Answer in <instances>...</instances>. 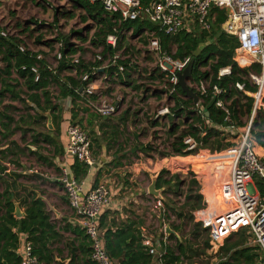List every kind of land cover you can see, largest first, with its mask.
Here are the masks:
<instances>
[{
  "label": "trees",
  "instance_id": "1",
  "mask_svg": "<svg viewBox=\"0 0 264 264\" xmlns=\"http://www.w3.org/2000/svg\"><path fill=\"white\" fill-rule=\"evenodd\" d=\"M68 1L71 3V9L61 14H55L53 26L32 20L21 21L16 18V13L13 11L8 14L16 33L3 37L1 33L4 32V29L0 26V60L6 64L0 74L5 75L9 83L1 79L0 82L6 88V92L10 94V100L21 104L26 113L28 112L26 100L40 112H35L34 116L27 113L25 117H19L16 122V130H23L21 126L29 120L43 122L45 120L43 114L46 111L56 112L59 110L58 105L53 104V94L56 95V101L66 98H71L73 102L85 100L81 93V89L85 85L81 81V76L84 74L90 75L93 68H99L104 60L113 58L121 47V42L125 41L126 32L132 31L130 35L132 38H142L143 33L148 31L154 34L153 38L158 39L162 49L171 54L174 59H192L200 44L210 42L194 58L192 78L187 82V86L196 93L199 105L204 108L208 115L205 116L201 113L199 106L194 105L178 85L175 86V92L165 102L169 107L170 115L165 118L154 119L151 123L153 127H157L159 121L166 122V134L170 139L168 145L161 152H157L152 145L149 147L142 145V147H139L138 152L149 157L151 152H157L159 158L164 159L196 155L198 150L219 153L232 145L231 142L227 141L228 137L224 131L227 127V123L224 121L225 115L215 106L216 99L211 95V88L216 85L225 91L221 99L225 103L230 102L228 107L232 114V120L236 122L240 113L251 114L253 98L246 96L244 92L255 93L257 91V86L252 84L249 76L260 75V67L257 64L240 66L236 61L235 51L239 47V42L236 37L226 35L222 31L221 25L226 20V13L223 10L216 8L210 10L211 31L209 33L202 32L195 26L190 33L181 30L175 36H166L158 32V27L148 21H121L119 14L105 12L99 2L90 4L86 0ZM152 1L154 0H139L143 6ZM75 19L79 20L82 25L87 24L89 21L92 25L84 27L81 31L72 30L65 33L63 25H60V20H65L64 22L68 23ZM43 30L53 31L55 38L45 39V35L41 34ZM108 35L117 37V47L115 49H111L105 44ZM27 38L34 39L33 45L40 48L39 51L33 52L28 48ZM74 41L78 43L76 44ZM140 41L146 45L145 41L142 39ZM57 43L61 44V59L54 62L55 66L53 67L47 61L45 50L49 53L54 52ZM82 45L87 46L82 47ZM172 47H174V51H172ZM88 50L95 52L93 53V59L90 61L84 59V56L90 52ZM126 50H128V47ZM75 56L78 59L77 64L71 63L72 58ZM97 56H100L102 60L98 61ZM53 58L55 61L54 54ZM118 65L124 68L121 74L117 73ZM226 67L230 68V75L217 79L219 70ZM32 69H36V74L32 72ZM74 70L75 74H73ZM129 70H131V66L128 60H118L106 72L112 83L115 73L118 74L116 80L122 81L124 78L129 77ZM13 75L15 78L12 77ZM36 76L38 77L37 80L35 79ZM90 79L93 80V77H90ZM20 81H22L21 86ZM155 81H158L157 85L159 86L156 91L166 94V89L170 85L165 81L162 74L157 70H152L147 83L155 84ZM200 83H203L205 87L204 94L199 91ZM236 84L243 85V90L236 89ZM53 85L57 88L56 93L50 90ZM152 87L154 86L146 87L145 84H138L133 88L141 91L142 97L145 96L146 99ZM109 93L108 90L105 94ZM91 99L95 100L96 97L92 96ZM262 103L264 105V97ZM2 116L6 118L9 125L13 123L11 117L4 114ZM160 124L164 125L163 122ZM237 125L240 126L241 124L237 123ZM4 126L7 127V125ZM26 132L29 131L25 129L22 133ZM41 136V134L33 135V143H37L38 137ZM3 137L6 136L3 135ZM186 138H190L196 143L194 151H187V145L184 144ZM250 138L264 149V109L262 107L256 110L250 128ZM44 139L45 142H53L49 136H44ZM9 144L19 150L16 143L11 141ZM201 153L208 154L205 151ZM192 157L179 159L177 163H173V168H185L187 165L183 162L191 160ZM12 164L21 168V164L18 162ZM73 168L77 169L76 179L84 175L88 169L87 166L81 165L77 161ZM6 170L7 167L0 163V174L5 173ZM192 175V173H188L186 176L192 178ZM11 176H14L15 179L20 178V174H11ZM186 176L181 173L170 175L168 171L162 170L157 178V188H165L163 192L165 196L170 194L174 199L183 198V203L178 207L174 200L166 197L161 207L163 218H166L167 221L170 220L171 213L175 219L182 222L179 225L169 224L174 232H181L187 223L190 231L188 238L176 242L174 249L162 245L165 254L161 258V264H183V262L196 264V261L206 256L209 249L208 231L202 229L200 224L195 223L192 215L193 212L203 208V198L197 194L200 186L195 179L188 180ZM0 181L5 184L2 193H0V264H21V257L16 255L20 234L26 235V241L32 246V254L40 264H52L54 251H51L46 245L55 233L44 204L41 200L35 199L34 196L29 198L25 202L24 217L19 220L15 219V203L18 202V194L13 189L14 184L10 186L7 181H2L1 177ZM254 184L258 193L263 196L264 182L254 179ZM184 187H186L185 191H183ZM20 206H22L21 202ZM104 220L105 216H102L100 219L101 226L104 225ZM13 230H20V234ZM203 236L201 247L199 240ZM101 238L103 249L113 264H147L151 258L144 251L143 238L140 234L136 235L135 230H132L131 227L115 231L106 229L103 231ZM169 238L172 239L173 236H169ZM247 239L248 235L245 230L229 236L217 253L218 262L216 264H261L262 254L260 249L257 246H247L249 244ZM71 259L70 264H75L73 258Z\"/></svg>",
  "mask_w": 264,
  "mask_h": 264
},
{
  "label": "built area",
  "instance_id": "2",
  "mask_svg": "<svg viewBox=\"0 0 264 264\" xmlns=\"http://www.w3.org/2000/svg\"><path fill=\"white\" fill-rule=\"evenodd\" d=\"M90 4L99 2L107 13L120 15L121 21H148L158 27V32L166 36H175L181 30L190 33L195 26L200 31H211L210 10L213 8L223 10L226 20L221 25L222 31L229 36L238 39L239 47L235 51V59L239 63L257 64L260 67V75H250V81L257 86L253 95V107L242 132L238 133L232 120V114L228 103L221 96L223 89L212 86L211 95L215 98V106L225 115L227 123L225 134L235 136L232 145L219 153L207 151L211 159H224L227 164L210 160L215 164L209 173L204 170L202 174L194 172L195 180L200 176L204 180L200 195L203 197V208L192 213L194 222L208 231V252L216 255L223 246L225 240L234 233L245 230L248 235V243L257 246L262 254L261 264H264V195H260L255 187L254 179L264 182V155L255 152L250 138V128L259 108H264V0H154L143 6L139 0H86ZM6 37L7 34L2 32ZM154 35V34H153ZM105 44L111 49L117 47V37L108 35ZM61 44L55 45V62L61 59ZM149 49L155 57L156 69L164 76L170 85L164 94V104L156 113L154 119L165 118L170 115L169 107L165 103L175 92L178 83V74L182 73L189 58L174 59L159 44L158 39L151 38ZM22 50V49H21ZM40 58V57H38ZM101 61L102 58L97 56ZM119 56L104 60L99 68H93L91 74L81 76L85 83L81 89L85 106L90 112L100 117L107 118L119 111L121 98L108 99L106 94L100 91L101 87L107 88L111 81L106 70L117 63ZM71 63L77 64V57H73ZM123 66H117V73H123ZM36 74V69H32ZM75 70L73 74H75ZM115 73L113 79H117ZM230 75V68H222L218 72L217 79ZM93 77V80L90 79ZM36 80L38 77L36 76ZM235 88L243 90V85L236 84ZM201 94L205 93L203 83L199 85ZM106 92V91H105ZM96 97L92 100L91 97ZM199 106V104L197 105ZM200 111V110H199ZM201 112V111H200ZM202 113V112H201ZM67 144L65 153L77 162L91 168L95 160L91 153V142L86 132L78 125L70 124L66 129ZM184 144L187 151H194L196 143L186 138ZM202 150H198L200 154ZM194 156V155H192ZM206 164V162H205ZM225 174L224 178H222ZM225 180V181H224ZM60 183L63 187L69 207L79 219L80 227L91 244L90 258L95 264H113L105 250L100 237L97 219L101 210L109 203V191L104 185H99L91 190L84 199H81V184L69 177L65 170L61 172ZM226 188V190H225ZM208 196V197H207ZM210 197V198H209ZM157 207H162L157 200ZM149 246V242H145ZM154 254L153 249L149 250ZM21 264H40L32 254V246L25 243Z\"/></svg>",
  "mask_w": 264,
  "mask_h": 264
},
{
  "label": "crops",
  "instance_id": "3",
  "mask_svg": "<svg viewBox=\"0 0 264 264\" xmlns=\"http://www.w3.org/2000/svg\"><path fill=\"white\" fill-rule=\"evenodd\" d=\"M131 32L125 33L126 39H132L130 36ZM151 38H153V33L145 31L142 38L135 37L133 40L142 39L146 42V45L143 44L144 42L136 46L129 44L128 50H126L128 45L125 47L124 44L126 41L121 42V47L115 55L119 56L120 61H129V65L131 66V70L128 71L129 77L124 78L122 81L112 79V83L110 81L107 84V88L110 86L112 88H123L125 91L131 92L132 95L134 92L131 87L134 82L136 85L149 82L152 70H157L155 57L149 49ZM133 51L136 52L135 55H139V58L136 59L145 63L134 61L132 58ZM148 61L152 63H147ZM50 64L53 67L55 66V63ZM239 64L245 65L246 63ZM5 66V63H0V71ZM12 77L15 78L14 75ZM0 79L9 83L8 78L3 74H0ZM154 83L158 84V81ZM21 85L22 81H20ZM106 89L102 86L100 91L105 92L109 90ZM50 90L54 93L57 92V88L54 85ZM126 94L127 96L124 94L121 96L122 102H120L119 111L107 118L90 112L85 106L84 100L73 102L71 98H66L56 101V95L53 94V104L56 103L59 110L56 112L46 111L43 114L45 117L43 122H37L36 120L26 121L21 128L29 132L23 134V130H16V122L19 118L16 120V117L13 115L15 107L19 103L10 100V94L6 92V88L0 82V163L7 167L5 173H1L0 177L2 181H7L10 186L14 184L13 189L18 194V202L15 204H18L21 215L25 213L26 200L28 201L33 196L44 204L45 211L49 216L50 224L53 226L55 233L47 241L46 245L51 251H54L52 264H59V262L70 264L71 258H73L75 264H88L92 262L90 258V242L80 227L79 219L69 207L67 197L60 183L61 172L63 170L66 171L69 177L76 179L75 174L77 169L73 168L76 160L65 153L67 144L66 129L70 124L78 125L86 132L91 142V153L95 160V165L88 168L84 175L76 179L81 184V199H84L91 190L99 185H104L109 191V203L101 210L97 219L100 237H102L103 231L106 229L115 231L131 227L132 230H135L136 235L140 234L143 238L142 245L145 247L144 251L151 257L147 264H161V258L164 256L165 251L162 249L164 243L161 242L163 239L160 238V229H163L162 226H165V224L162 215L163 209L157 207V199L152 198L147 193L148 183L147 185L144 184V179L147 176L151 177L153 173L159 175L163 168L172 175L174 171L185 173L189 170V167L191 171H196L198 174H202L204 170L209 173L211 167H215V164L210 163L209 156H206L209 160L201 157L203 156L202 153L192 157L195 162L194 165L191 163V160H187L189 165L183 169L173 168L172 165L173 163H177L179 159H185L192 155L164 158L160 162L159 160L153 161L150 158H146L144 161L136 159L137 156L142 155L138 152L141 140H136L137 136L132 131V128L129 127V122L134 115V109L142 106L145 98L143 96L141 104H139V100L136 97L129 103L131 95ZM244 94L248 97H253L252 93L244 92ZM158 95H154V98H164L163 93H159ZM147 100H151V97ZM228 103L230 104V102ZM26 108L28 109L27 113L31 116H34L35 112L40 113L28 100H26ZM22 112L24 114L22 116L25 117L27 115L26 111L23 110ZM141 113L138 112V115H141ZM2 114L11 117L13 123L9 125ZM48 119L51 121L49 126ZM247 122L248 120L240 126L234 122L238 133L243 131ZM4 125H7V127ZM128 132H131L134 143L129 141L131 137ZM35 134L42 135L38 137L37 143H33L32 140ZM3 135L6 137H3ZM44 136H49L53 142H45ZM138 136L140 137L141 135L139 134ZM226 136L228 137L227 141H236L235 136ZM11 141L16 143L19 150H21L19 151L12 147L9 144ZM252 142L255 152L259 155H264V149L253 140ZM202 151L207 152L206 150ZM14 162H20L22 167H16L12 164ZM26 162H28L27 165H25ZM156 166H158V170H155ZM25 169L39 173L43 176V179L26 175L24 173ZM11 174H20V178L15 179ZM196 181L198 182V180ZM4 187L5 184L0 181V193H2ZM162 189L164 192L165 188ZM20 202L22 206H20ZM162 202L163 200L161 204ZM152 213L156 214L154 219ZM102 216H105L103 226L100 225ZM14 218L17 219L15 216ZM153 222L156 223L155 227L158 229L156 234L157 240L152 239V236L149 234V227ZM13 231L20 234V230ZM18 239L16 255L22 257L25 243L27 242L26 235L20 234ZM145 242H149L150 245L146 246ZM150 249H153L154 254L149 253Z\"/></svg>",
  "mask_w": 264,
  "mask_h": 264
},
{
  "label": "rangeland",
  "instance_id": "4",
  "mask_svg": "<svg viewBox=\"0 0 264 264\" xmlns=\"http://www.w3.org/2000/svg\"><path fill=\"white\" fill-rule=\"evenodd\" d=\"M71 9V3L68 0H0V26L4 29V32L8 35H14L16 33V30L13 28V24L11 22V19L9 17V12L13 11L16 13V18L21 20V21H37V22H41L44 23L46 25H52L53 26V18L55 14H61L64 11H69ZM65 21V20H64ZM63 20H60V25H63V31L65 33H69V31H81L84 29V27H89L90 25H92V23L89 21L87 24H80L79 20L75 19L73 21H69L68 23H65ZM45 35V39L49 40V39H53L55 38V33L53 31L51 32H47V30H43L41 31V34ZM125 44V47H129L130 45L136 46L139 43H141L140 40H133V38H127ZM28 48L35 52V51H39L40 48L36 47L33 45L34 43V39L33 38H27L26 39ZM76 44L78 43L77 41H74ZM87 45H82V47H86ZM88 49V48H86ZM90 52H88L85 56L84 59L87 61H90L93 59V51L88 50ZM172 51H174V47H172ZM45 53L47 54V61L48 63H54V58H53V54L54 52L49 53L47 50H45ZM97 53V52H96ZM136 52L133 51V55L132 58L134 59V61H136L137 63H145V62H140L139 59V55H135ZM77 57V56H76ZM0 63L1 60H0ZM147 63H152L151 61L147 62ZM52 65V64H51ZM141 84H145L146 87H150L151 85H153L154 87L151 88L150 92L147 94L146 98L148 99L149 97H151V100H147L145 99L144 104L142 106H138V104H136L138 107L136 109H134V115L131 118V121L129 122V127L132 128V131H134V134L137 136L136 140L139 141L141 140V143L139 142V147H142V145H147L149 144L147 147H149L150 145H152V147H154L155 150H157V152H161L166 148V146L168 145V141L170 140L167 137V129H166V122L164 121H159L160 123H164V125H161L159 123V126L157 127H153L151 125V123L154 121V117L157 113V111L162 107L165 106L164 104V98L160 97V99H155L154 95L159 96V92H157L156 90L159 88V86L157 84H151V83H147V82H143L140 83ZM136 86V83L134 82L131 89L134 92L131 95V92H128V90L125 91V89L123 88H112L111 86L108 87L107 89L110 90V93L106 95V97L108 99H116V98H121L122 94H124L125 96H127L126 93H128L129 95H131V97H129V103H131L133 101V98L136 97L139 100V104H141V101L143 99L142 97V93L139 90H135L134 88ZM106 89V90H107ZM111 89H113L111 91ZM105 93V92H103ZM145 98V96H144ZM242 103H244V101H242ZM24 109L23 106L20 104H17L15 107V110L13 111V115L17 118H19L20 116L24 115L22 114ZM138 112H142L141 115H138ZM132 113V114H133ZM131 114V115H132ZM250 114H239L238 115V120L235 122V124L240 123V124H245V122L249 119ZM131 125V126H130ZM155 133V136H154ZM129 136L131 137V139H129V141H132L134 143V138H132V134L131 132H128ZM141 135L140 137L138 135ZM157 152H151L150 157L146 156L143 153L141 156H137L136 159L139 160H146V158H150L153 161L155 160H159V162L162 160L159 158V155L157 154ZM208 155V154H207ZM196 156V155H194ZM152 157V158H151ZM154 157V158H153ZM202 158L208 159L206 156H201ZM200 159V158H199ZM198 159V160H199ZM210 160H216L218 161L220 159L221 163L223 165L224 164V159L222 158H218V159H211ZM208 159V160H209ZM197 160V161H198ZM209 160V161H210ZM20 163V162H19ZM184 163V162H183ZM191 163L194 165V161L193 158H191ZM28 162H26L25 165H27ZM185 165H188V162L184 163ZM216 166V165H215ZM22 167V166H21ZM196 168V167H195ZM204 168V167H203ZM158 166H156L155 170H158ZM197 169V168H196ZM162 170V169H161ZM160 170V171H161ZM163 170H165L163 168ZM25 171H29L27 169H25ZM33 171V170H31ZM176 173H182L181 171H174L173 174ZM188 173H192V178L189 176H186ZM183 175H185L188 180L190 179H195L194 177V172L191 171V168L189 167V170L185 173H182ZM155 173L151 174V177L154 176ZM225 174L223 175L222 178H224ZM151 177H146L144 179V184L148 186L151 183L150 178ZM198 179V183L200 186V189H198L197 194L200 195V191L202 190V183H204L203 179H201L200 176H197ZM148 188V187H147ZM186 190V187L183 188V191ZM196 190V188L194 189V191ZM162 199H163V203L166 199V197H168L171 200H174V202L177 204V206L179 207L182 203H183V198H177L174 199L171 195L170 196H165L162 192L161 194ZM208 197V196H207ZM153 198V197H152ZM203 198V197H202ZM204 201V199H203ZM153 215V219L155 218V213H152ZM171 218L170 220L167 221L166 218H163V222L165 224V226H162L163 229H160V238L163 239V241H161L162 243H164V245L174 249L176 242L181 241L185 238H188L189 235V224L187 223L183 228L181 232H175V234H169L165 232V227H170L169 224L174 223V225H179V222L177 219H175L172 214L170 213ZM161 223V221H160ZM156 223H152V225L149 227V234L152 236V239H156V234L158 229L155 227ZM172 230V229H171ZM173 231V230H172ZM169 236H173L172 239L169 238ZM204 239V236L199 240V243L201 244L200 246L202 247V241ZM248 243V242H247ZM247 246H251L254 247L255 245L253 244H247ZM196 264H216L218 262V256L217 255H213L210 252H206V256L204 258H200L198 261H196ZM183 264H186L185 262H183Z\"/></svg>",
  "mask_w": 264,
  "mask_h": 264
},
{
  "label": "water",
  "instance_id": "5",
  "mask_svg": "<svg viewBox=\"0 0 264 264\" xmlns=\"http://www.w3.org/2000/svg\"><path fill=\"white\" fill-rule=\"evenodd\" d=\"M210 44V42L204 43V44H200L198 49L195 51L194 56L192 59H190L189 63L187 64V66L185 67V69L183 70L182 73L178 74V83L177 85L180 87V89L182 90V92L189 98L192 100V102L194 103V105H198L199 104V99L196 95L195 92L192 91V89H190L187 86V82L189 79L192 78V69H193V64H194V58L197 57L201 51ZM199 110L205 115L207 116L208 114L205 112L204 108L202 106L199 105ZM49 124H51V121H49L48 119V126ZM149 144H147L146 146H148ZM26 175H31L34 176L36 178L39 179H43V176H41L39 173L35 172V171H25L24 172ZM157 178L158 175H154L150 178L151 183L147 188V193L157 199L162 201V192L163 189L162 188H157ZM14 216L17 219H21L22 217H24V214L21 215V213L19 212V206L18 204H15V213ZM165 232L169 233V234H175L174 231H172L168 226L165 227ZM59 264H66L65 262H59Z\"/></svg>",
  "mask_w": 264,
  "mask_h": 264
},
{
  "label": "bare ground",
  "instance_id": "6",
  "mask_svg": "<svg viewBox=\"0 0 264 264\" xmlns=\"http://www.w3.org/2000/svg\"><path fill=\"white\" fill-rule=\"evenodd\" d=\"M257 153V152H256ZM200 155V154H199ZM202 155L203 156H208L207 154H205V153H202ZM224 164L226 165L227 164V162L224 160Z\"/></svg>",
  "mask_w": 264,
  "mask_h": 264
}]
</instances>
